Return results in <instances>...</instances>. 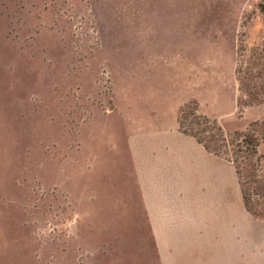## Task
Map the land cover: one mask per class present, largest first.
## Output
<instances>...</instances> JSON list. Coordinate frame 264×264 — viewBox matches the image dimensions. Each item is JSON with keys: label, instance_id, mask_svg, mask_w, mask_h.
Instances as JSON below:
<instances>
[{"label": "rangeland", "instance_id": "1", "mask_svg": "<svg viewBox=\"0 0 264 264\" xmlns=\"http://www.w3.org/2000/svg\"><path fill=\"white\" fill-rule=\"evenodd\" d=\"M260 3L0 0V264H156L127 140L177 101L182 131L264 164Z\"/></svg>", "mask_w": 264, "mask_h": 264}, {"label": "crops", "instance_id": "2", "mask_svg": "<svg viewBox=\"0 0 264 264\" xmlns=\"http://www.w3.org/2000/svg\"><path fill=\"white\" fill-rule=\"evenodd\" d=\"M178 105L127 140L156 264H264V218L246 208L236 166L179 128Z\"/></svg>", "mask_w": 264, "mask_h": 264}, {"label": "trees", "instance_id": "3", "mask_svg": "<svg viewBox=\"0 0 264 264\" xmlns=\"http://www.w3.org/2000/svg\"><path fill=\"white\" fill-rule=\"evenodd\" d=\"M260 9L264 11L263 3H260ZM241 136L243 137L242 140L240 141L238 140L236 144L238 146L237 151L234 152V154L231 155L230 157H225V156L224 157L230 160L231 162H233L236 166L238 176L240 177V186L246 208L256 216H264V213L258 214L254 210H251L249 203L250 199L248 197L249 195L246 191V188L252 185L256 186L258 190L264 191V166H263L264 164L253 170L247 169V167H250L248 161L252 156H255L257 153L256 147L258 146V143L248 138L246 134H242ZM206 148H208V146H206ZM211 151L220 154L215 150H211ZM262 197L264 199V195Z\"/></svg>", "mask_w": 264, "mask_h": 264}]
</instances>
